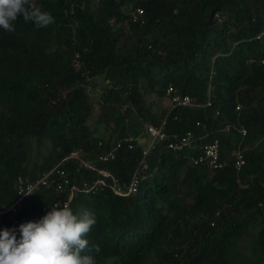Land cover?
<instances>
[{
	"label": "trees",
	"instance_id": "obj_1",
	"mask_svg": "<svg viewBox=\"0 0 264 264\" xmlns=\"http://www.w3.org/2000/svg\"><path fill=\"white\" fill-rule=\"evenodd\" d=\"M29 2L54 23L37 28L18 17L14 31L0 28V212L17 202L19 178L34 181L59 164L80 188L100 171L129 185L145 126L168 113L155 100H168L172 88L194 104L213 103L170 118L167 133L192 131L193 145L154 149L133 195L117 196L109 178L110 187L74 197L73 214L88 209L97 218L84 237L99 247L96 264H264V0ZM137 9L144 13L133 21ZM228 124L248 136L226 133ZM125 138H134V150L124 144L114 160H99ZM216 138L227 167L195 166L197 146ZM239 150L241 169L231 154ZM46 195L1 215L0 228L42 218L40 206L55 200Z\"/></svg>",
	"mask_w": 264,
	"mask_h": 264
},
{
	"label": "clouds",
	"instance_id": "obj_2",
	"mask_svg": "<svg viewBox=\"0 0 264 264\" xmlns=\"http://www.w3.org/2000/svg\"><path fill=\"white\" fill-rule=\"evenodd\" d=\"M18 17H23V19L26 22L33 21L37 28L47 27L48 25L54 23V17L51 15V13L47 11H42L41 7L31 4L29 0H0V28H3L6 31H14L12 22L16 21ZM238 107H240L239 110ZM180 108H184V107H180ZM241 109H242L241 105H238L236 108L237 111H240ZM160 124L161 121L159 125ZM159 125H153V126L158 127ZM204 126H205L204 129L206 130L207 126L205 124ZM227 126L231 128L230 132H233V130H237L241 138H245L248 136V131L245 128H237L229 124L226 125V127ZM226 127L224 128V130L226 129ZM199 128H203V127H199ZM243 129L247 131V135L245 137H243L240 133V131ZM225 132L229 133L226 130ZM210 136H211L210 134L206 133L204 140ZM146 138H148V140H145ZM146 138L142 139L139 142L140 144L143 145V149H144L143 158L141 159V161L143 159H146L147 162L150 154L154 151V149H156L158 146H162L164 148L167 147L166 144L164 143H156L154 147L151 148L150 150L149 147L152 143V140L148 134ZM127 139L131 140L132 143H134L133 141L134 138H125L124 140ZM195 140H196V135H195ZM216 140L219 141L220 144V140L216 138L202 145H198L197 150H199L200 153L197 157L203 155V148L205 145L214 143ZM126 145L128 146V144ZM133 145H134L133 149H129V147L128 149L134 150L136 148V144L134 143ZM146 151H149V154L147 156L144 155ZM233 152L234 151H232V153ZM220 153H221V144H220ZM77 157L78 156L76 154H73L70 158L66 159V162L71 158H77ZM141 161L139 162L138 165H140ZM82 162L86 163L83 160ZM86 164L89 167H85V168L94 169L90 164L88 163ZM58 166L62 167L63 164H59L55 166L54 168H52V170ZM201 166H205V165H201ZM138 168L139 166L137 167V169ZM100 176H101L100 178H102L101 174ZM140 177H142V174L140 175ZM96 181H94L90 185H87V187L84 188H80L78 186L77 187L80 188L81 190L87 189L89 186L93 185ZM86 194H90V193H86ZM62 198L65 199V197ZM39 213L41 214V212ZM32 221L27 223H22L19 226V233H20L19 239H17V234H16L17 230L15 228L4 229L0 231V264H96L95 257L91 253L93 252V250H95L98 253L99 247L90 246L89 241L86 238H84L89 233L90 229L97 222L96 215L93 211L85 209L82 214L75 215L73 214V211L67 204H62L61 206V203L57 202L51 206V211H48L46 215L38 219V221L36 222H32ZM82 253H86V254L82 255Z\"/></svg>",
	"mask_w": 264,
	"mask_h": 264
},
{
	"label": "built area",
	"instance_id": "obj_3",
	"mask_svg": "<svg viewBox=\"0 0 264 264\" xmlns=\"http://www.w3.org/2000/svg\"><path fill=\"white\" fill-rule=\"evenodd\" d=\"M143 13L144 11L142 9H137L136 13L133 15V21H137L139 17L143 15ZM167 97L170 105L167 108V116L161 121V124L158 127L153 125L145 126L147 134L152 140L149 149L151 150V148H153L156 143H164L169 150H172L174 152H183L188 147H191L193 145V143L195 142V134L192 131H187L185 135L181 136L177 134L168 135L166 132V128L168 126L170 118L174 114L175 110L180 107L212 108L213 103L209 99L205 105L194 104L192 98L189 95L182 96L180 94H177L176 91L172 88H169L167 90ZM239 109L240 107H238V110ZM176 119L177 118L174 117V120ZM196 125L197 127H205L204 124L200 122H197ZM225 130L227 132H230L231 128L227 126ZM240 133L243 137L247 135V131L245 129L241 130ZM124 144H128L129 149L134 148L131 140H124L123 143L119 142L113 150H110L107 154L100 156V160L103 162L114 160L117 151L121 149ZM149 151H146L144 155L147 156L149 154ZM232 156L236 159V168L241 169L245 165L243 152L241 150L236 152L234 151L232 153ZM192 162L195 166L205 165L210 169H214L216 171L224 170L227 167V164L221 161L220 144L217 140L214 143L205 145L203 148V155L199 157H193ZM81 166L89 167L84 162H81ZM147 169L148 165L146 159H143L139 165V168L133 174L130 184L126 187H122L120 185V181L116 177L107 172L101 171L100 174L102 175V178L98 179L93 185L83 190L72 184L71 180L67 177L66 171L59 166L52 171H49L48 173H44L42 177L34 181L21 177L16 182V192L18 195L17 202L7 208L4 212H0V215H16L20 211L25 199L33 196L36 192L41 190L47 192L46 197H48V193L54 194L55 200L51 203H47L46 201H44L42 206L38 209V212L46 215L48 211H51V206L57 202H60L61 206L62 204H67L72 210V202L78 192L95 193L99 189L104 190L105 188L110 187L109 183L107 182V179L109 178H111L113 182L111 186L113 192L118 196L127 197L138 192L139 185L141 183L140 175ZM56 174L58 175V177H55ZM62 197H65V199ZM36 221H38V219L33 220L32 222ZM12 228H15L17 232H19V225L15 223L10 228L2 227L0 229L4 230Z\"/></svg>",
	"mask_w": 264,
	"mask_h": 264
},
{
	"label": "rangeland",
	"instance_id": "obj_4",
	"mask_svg": "<svg viewBox=\"0 0 264 264\" xmlns=\"http://www.w3.org/2000/svg\"><path fill=\"white\" fill-rule=\"evenodd\" d=\"M126 9V8H125ZM101 94H102V91H101V88H97L96 90H91L90 91V100H91V102L94 104V105H96V103L98 102V100H99V98H100V96H101ZM156 101V105L155 106H157L158 107V109H160L161 111L162 110H167V108L169 107V105H170V103H169V101H167V100H161V101H159V100H155ZM154 106V105H153ZM98 106H96V109H95V111H94V114H93V117L91 118V126H93V125H95L96 124V120H97V115H98V108H97ZM159 110V111H160ZM159 114H161V112L159 113ZM104 133V132H103ZM105 135L108 137L109 136V132H105ZM145 140H148V138H146ZM107 264H112V263H107Z\"/></svg>",
	"mask_w": 264,
	"mask_h": 264
},
{
	"label": "crops",
	"instance_id": "obj_5",
	"mask_svg": "<svg viewBox=\"0 0 264 264\" xmlns=\"http://www.w3.org/2000/svg\"><path fill=\"white\" fill-rule=\"evenodd\" d=\"M3 212H4V211H3ZM3 215H4V214H3ZM0 216H1V215H0ZM19 226H20V225H19ZM10 227H11V226H10ZM10 227H9V228H10ZM6 228H7V227H6Z\"/></svg>",
	"mask_w": 264,
	"mask_h": 264
}]
</instances>
